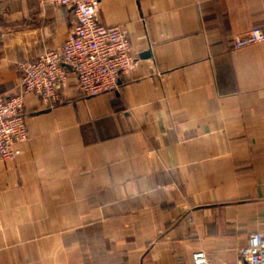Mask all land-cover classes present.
Here are the masks:
<instances>
[{
	"label": "crops",
	"instance_id": "crops-1",
	"mask_svg": "<svg viewBox=\"0 0 264 264\" xmlns=\"http://www.w3.org/2000/svg\"><path fill=\"white\" fill-rule=\"evenodd\" d=\"M137 68L57 103L25 95L29 139L0 161V264H235L264 231V0H100ZM73 8L0 0V94L62 44ZM148 53V54H147Z\"/></svg>",
	"mask_w": 264,
	"mask_h": 264
},
{
	"label": "built area",
	"instance_id": "built-area-1",
	"mask_svg": "<svg viewBox=\"0 0 264 264\" xmlns=\"http://www.w3.org/2000/svg\"><path fill=\"white\" fill-rule=\"evenodd\" d=\"M73 8L76 24L67 39L37 59L21 63L23 93L0 94V161L16 159L21 144L29 139L25 114V95L41 97L47 104L57 103L72 71L86 95L117 90L121 78L139 65L129 32L122 25H105L99 17L100 0H39ZM264 41V30L254 28L233 37L241 48ZM195 264H218L205 252L194 254ZM235 264H264V231L250 234Z\"/></svg>",
	"mask_w": 264,
	"mask_h": 264
},
{
	"label": "water",
	"instance_id": "water-1",
	"mask_svg": "<svg viewBox=\"0 0 264 264\" xmlns=\"http://www.w3.org/2000/svg\"><path fill=\"white\" fill-rule=\"evenodd\" d=\"M148 54V53H147Z\"/></svg>",
	"mask_w": 264,
	"mask_h": 264
}]
</instances>
